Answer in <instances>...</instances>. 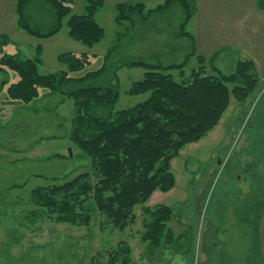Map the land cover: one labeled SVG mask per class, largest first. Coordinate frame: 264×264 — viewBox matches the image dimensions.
Returning a JSON list of instances; mask_svg holds the SVG:
<instances>
[{
	"label": "rangeland",
	"instance_id": "rangeland-1",
	"mask_svg": "<svg viewBox=\"0 0 264 264\" xmlns=\"http://www.w3.org/2000/svg\"><path fill=\"white\" fill-rule=\"evenodd\" d=\"M136 1L143 2L146 9L161 4V0H104L94 15L104 36L89 48L68 38L67 18L51 39L26 36L15 25L17 0H0V35L9 38L4 52L30 59L40 44L41 75L65 69L56 59L62 53L86 54L89 65L72 76L81 77L105 65L106 73L97 85L106 86L115 83L113 73L117 71L119 97L113 109L131 108L148 98V94H126L145 70L115 69L117 65L138 60L179 64L192 52L187 39L175 37L181 20L176 7L152 15L145 25L116 40L122 29L114 21L115 5ZM194 1L196 13L185 26L195 41L193 55L183 68L184 76L176 71L171 73L173 79L181 82L199 66L205 74L217 70L229 75L239 60H250L255 63L259 84L244 102L231 99L218 125L178 152L170 163L173 188L156 191L137 205L135 222L124 230L105 224L93 199L84 204L90 211L87 227L25 219L31 210L26 201L33 188L78 173L90 174L91 165L68 140L75 112L72 100L52 95L29 104L9 105L7 87L0 91V264H108V252L121 242L131 248V264H264V12L256 8L257 0ZM68 5L71 15L85 13L84 0H69ZM30 9L43 16L38 4ZM4 77L0 74V84ZM17 79L9 73L10 83ZM101 110L97 115H105ZM18 185L23 186L6 191ZM158 206L171 209L168 226L174 239L149 250L140 241L144 212Z\"/></svg>",
	"mask_w": 264,
	"mask_h": 264
},
{
	"label": "trees",
	"instance_id": "trees-1",
	"mask_svg": "<svg viewBox=\"0 0 264 264\" xmlns=\"http://www.w3.org/2000/svg\"><path fill=\"white\" fill-rule=\"evenodd\" d=\"M84 1L85 13L71 15L69 0H17L15 25L26 36L44 41L56 36L67 18L68 38L92 48L104 36V31L94 21L104 0ZM36 4L44 17L30 9ZM175 7L181 11L175 37L187 39L192 52L179 64L138 60L117 65L115 69H144L143 78L132 83L126 94H148L145 101L119 111L113 109L119 97L117 71L113 73L115 83L106 86L97 85L106 73L105 65L81 77H73L72 74L89 65L90 58L86 54L66 52L56 58L64 70L41 75L38 72L42 62L40 44L35 46L33 58L20 59L4 52L9 38L0 35V74L6 77L0 84V91L7 87L6 102L9 105L29 104L42 96L52 95L72 100L75 112L68 140L89 158L91 165L90 174L78 173L62 182L33 188L26 201V207L31 210L26 212L25 219H47L58 224L87 227L90 211L84 204L93 199L105 224L124 230L135 222L137 205L145 203L156 191L167 192L173 188L170 163L178 152L214 129L231 99L241 103L255 91L259 77L255 63L250 60H239L235 71L229 75L217 70H213V75L205 74L204 67L199 66L181 82L173 79L171 73L177 71L182 75L188 58L193 55L194 38L185 31V26L196 13L194 0H161L153 9H146L140 1L116 4L114 21L122 29L116 40L145 25L152 15H162ZM256 8L264 12V0H257ZM116 47L109 49L105 60ZM197 59L201 63L202 60ZM9 73L18 77L16 82H9ZM101 109L106 111L103 116L96 113L102 112ZM22 186H12L6 191ZM144 215L140 241L147 243L149 250L171 244L174 239L168 226L171 209L158 206L145 210ZM130 256L131 248L121 242L108 252L107 263L131 264Z\"/></svg>",
	"mask_w": 264,
	"mask_h": 264
},
{
	"label": "crops",
	"instance_id": "crops-1",
	"mask_svg": "<svg viewBox=\"0 0 264 264\" xmlns=\"http://www.w3.org/2000/svg\"><path fill=\"white\" fill-rule=\"evenodd\" d=\"M261 12V11H260ZM195 42V41H194Z\"/></svg>",
	"mask_w": 264,
	"mask_h": 264
}]
</instances>
